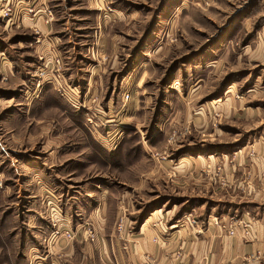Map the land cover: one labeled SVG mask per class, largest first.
Returning <instances> with one entry per match:
<instances>
[{"label": "crops", "instance_id": "1", "mask_svg": "<svg viewBox=\"0 0 264 264\" xmlns=\"http://www.w3.org/2000/svg\"><path fill=\"white\" fill-rule=\"evenodd\" d=\"M53 2L23 0L21 5L38 8L51 6ZM57 3H61V12H66L65 29H74L75 18H86L94 11L101 14L104 24L113 14L101 9L100 2L75 9L68 0ZM57 10H54L55 19L58 18ZM0 19L4 21L5 29L10 27L15 34L17 29H24L26 35L32 36L28 39L36 57L32 64L26 63L28 67L23 68L20 75L6 50L0 49V91L7 88L10 93L7 96V93H0V180L3 181L0 210L2 206L24 204L28 211L25 216L18 215L15 210L8 215L0 213V222L15 223L18 217L19 221H25L38 239L35 244L30 242L34 241L33 236L27 240L28 254L39 255V264H264V130L258 136L243 137L239 144L229 148L224 147L229 142L224 139L206 141L202 140L204 137H192L187 144L207 147L179 154L169 167L171 179L186 181L191 187L186 189L190 188V192L183 197H174L171 208L162 207L161 213H157L160 209L157 208L146 217L141 206H136L135 192H144L148 188V179L159 178L160 171L156 167L146 169L139 162L129 167L123 127L114 137L113 144H108L106 137H102L103 140L58 137L48 132L46 121L50 117V108L55 107V100L62 99L53 86L43 83L37 76V69L42 62L41 55L47 60H53L54 54L64 58L59 47L62 37L56 31L57 21L47 23L43 16L30 13L14 21ZM35 27L39 32H35ZM73 32L68 35V40L74 37V42L80 43ZM37 35L40 40L34 41L33 36ZM92 48L93 45L85 48V54L95 55ZM101 51H104L103 46ZM95 74V70L89 74V84L84 86L83 93H89L92 88L98 93L93 83ZM70 77L71 74L69 80ZM37 82L41 84L37 85ZM17 85L22 86L20 93L16 90ZM99 103H94V107L100 113L103 111L107 115L112 110L110 98ZM238 104V110L244 109L241 102ZM263 123L264 117L259 118L258 124ZM100 143L107 148L103 150L104 155L98 150ZM213 144L221 145L212 148ZM114 152L119 155H112ZM143 157L144 151L141 160ZM204 159L214 165L203 167ZM198 179L201 180L200 191H210L216 197L215 208L203 207V200L199 201V206L195 204L197 193L192 191ZM52 203L57 204L60 229L75 231L73 238L66 237L65 231L54 235L50 222ZM125 207L129 208V218L136 223L127 236L119 237L116 222ZM190 215H195L198 223L182 224ZM215 215H238L250 220L251 234L245 235L243 227L238 225L235 234L230 235L211 221ZM88 225L93 227V235L87 233ZM180 250L181 254L177 256Z\"/></svg>", "mask_w": 264, "mask_h": 264}, {"label": "rangeland", "instance_id": "2", "mask_svg": "<svg viewBox=\"0 0 264 264\" xmlns=\"http://www.w3.org/2000/svg\"><path fill=\"white\" fill-rule=\"evenodd\" d=\"M58 1L51 6L55 11L59 8L55 23L62 37L59 47L65 74H71L70 81L79 86L87 106L94 107V103L110 98L112 110L106 116L97 110L100 119L109 120L96 129L87 119L86 108L71 104L53 83H48L62 99L55 100V107L50 108L48 132L58 137L101 139L123 127L129 167L139 162L146 169L156 167L160 171L159 178L148 179L144 192H135L136 206H141L146 217L157 208V213L162 207L171 208L174 197L190 192L186 181L171 179L169 167L179 154L207 147L187 144L192 137L224 139L229 141L224 147L229 148L243 137L258 136L264 130V123L258 124L264 117V0H68L72 9L100 2L101 9L113 13L106 24L96 11L86 18H75L72 30L64 28L66 12H61ZM3 4L4 0H0V6ZM4 25L0 19V49L6 50L21 75V70L28 67L26 63L30 65L36 58L29 43L32 36L26 35L24 29H17L15 34ZM73 31L80 43H75L74 37L68 40ZM92 45L95 55L85 54L84 49ZM94 70L97 79L93 77V83L99 91L94 93L92 88L85 94L84 86L89 84L87 78ZM21 87L16 86L18 93ZM6 89L0 91L1 95L7 93ZM125 91L131 92L126 104ZM238 102L244 109H237ZM105 149L100 143L98 150L103 155ZM209 161L204 159L203 167L214 165ZM200 186L198 179L192 191L197 193L195 204L203 200V207L215 208L216 197L210 191H200ZM14 210L22 216L28 212L24 204H15L2 206L0 213L8 215ZM124 211L128 213L129 208H123L121 213ZM19 220L0 222V264H39L40 256L26 250L31 236V244L38 239L25 221ZM135 223L130 219L129 227L134 229ZM18 227L22 230H16Z\"/></svg>", "mask_w": 264, "mask_h": 264}, {"label": "built area", "instance_id": "3", "mask_svg": "<svg viewBox=\"0 0 264 264\" xmlns=\"http://www.w3.org/2000/svg\"><path fill=\"white\" fill-rule=\"evenodd\" d=\"M23 0H8L3 5L0 6V15L7 19L8 21H14L21 19L25 13L30 14H39L43 16V19L47 23H52L55 19V11L51 6L43 5L40 7H36L35 5H29L24 7L21 5ZM35 32H39L37 27L34 28ZM39 35L36 37V41H39ZM42 63L40 64L39 68L37 69V76L43 80V83H53V85L61 92V94L69 99L71 104L77 107H84L87 109V119L90 123H92L93 127L98 129L100 124H105L109 119L102 118L98 116V111L92 105L87 106V102L85 101L84 97L81 96L80 88L77 84L71 83L68 77L65 74V65H64V58L60 54H54L53 60H47L43 55H41ZM40 85L41 82H37V85ZM131 96V92L125 91L123 93L124 104L127 103ZM93 107V109H92ZM106 116V115H105ZM98 118V119H96ZM116 134H107V142L108 144H113L115 141ZM175 138V137H171ZM50 219L52 221L54 230V235L59 234L63 231L65 236L68 238H73L75 236V231L72 230H61L59 227V216H58V208L55 204L51 205L50 207ZM130 218L126 211L122 212L119 215L117 220L116 229L118 232L119 237L127 236L128 233L131 232L132 226L129 227ZM211 221L214 224L220 225L227 232L232 235L235 234L236 226H242L244 229L245 235L251 234V222L250 220L240 217L238 215H229L227 217H220V216H213ZM158 222H160L158 220ZM157 222H154L156 224ZM196 224L198 223V219L195 215H190L186 217L182 224ZM86 231L89 235L94 234L93 227L88 225L86 227ZM48 241V239L46 238ZM181 254V250L177 252V256ZM142 264V263H140Z\"/></svg>", "mask_w": 264, "mask_h": 264}]
</instances>
